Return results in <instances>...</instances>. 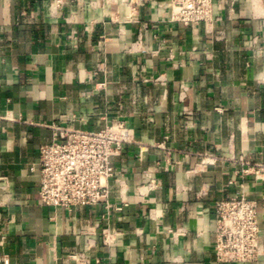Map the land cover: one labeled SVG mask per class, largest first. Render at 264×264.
Wrapping results in <instances>:
<instances>
[{"label": "crops", "instance_id": "crops-1", "mask_svg": "<svg viewBox=\"0 0 264 264\" xmlns=\"http://www.w3.org/2000/svg\"><path fill=\"white\" fill-rule=\"evenodd\" d=\"M170 0H0V253L11 264H223L219 200L258 203L264 264V0H214L211 23ZM157 79H160L157 81ZM132 130L110 207L43 206L51 126ZM104 234L110 237L104 242Z\"/></svg>", "mask_w": 264, "mask_h": 264}, {"label": "built area", "instance_id": "built-area-1", "mask_svg": "<svg viewBox=\"0 0 264 264\" xmlns=\"http://www.w3.org/2000/svg\"><path fill=\"white\" fill-rule=\"evenodd\" d=\"M68 0H55L61 7ZM172 20L185 26L211 23L214 0H170ZM160 79H157L159 81ZM3 116L0 114V119ZM52 139L39 150L41 205L72 211L80 206L104 205L107 209L113 179L119 181L122 172L114 165L124 148L132 144L133 133L126 122L115 119L97 131L53 125ZM242 176L251 175L264 181V164H246ZM216 228L214 253L223 264H255L263 255L260 243L261 222L258 203L244 195L215 203ZM111 241L104 234V242ZM75 261L90 264L83 256ZM0 264H11L0 253Z\"/></svg>", "mask_w": 264, "mask_h": 264}]
</instances>
